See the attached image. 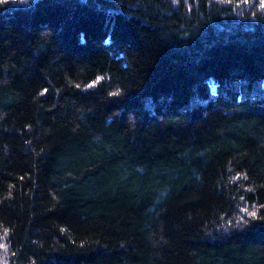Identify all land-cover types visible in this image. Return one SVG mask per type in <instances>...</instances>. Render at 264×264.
Masks as SVG:
<instances>
[{
	"label": "trees",
	"instance_id": "16d2710c",
	"mask_svg": "<svg viewBox=\"0 0 264 264\" xmlns=\"http://www.w3.org/2000/svg\"><path fill=\"white\" fill-rule=\"evenodd\" d=\"M0 264H264V0H0Z\"/></svg>",
	"mask_w": 264,
	"mask_h": 264
}]
</instances>
